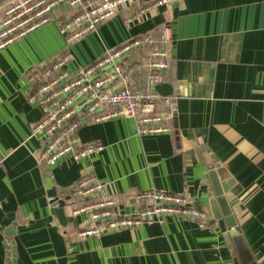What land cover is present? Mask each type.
Listing matches in <instances>:
<instances>
[{
    "label": "crops",
    "instance_id": "crops-1",
    "mask_svg": "<svg viewBox=\"0 0 264 264\" xmlns=\"http://www.w3.org/2000/svg\"><path fill=\"white\" fill-rule=\"evenodd\" d=\"M150 1H135L68 47L58 27L71 12L59 5L49 23L0 50V264H6V239L13 264H240L231 236L212 216L211 169L232 180L225 197L251 256L247 264H264V0H179L132 19ZM162 24L167 30L161 39ZM147 33L167 54L162 83L171 86L177 111L170 117L157 104L155 112L169 131L139 135L125 117L88 121L78 138L101 145L100 152L89 160L66 156L54 166L40 164L43 139L32 135V127L43 111L28 101L29 70L67 48L73 72ZM146 49L132 50L124 64L148 62ZM129 80L132 89L148 91L142 67ZM88 174L105 183L95 200L112 196L123 213L133 212L135 193L182 194L207 213L206 228L167 217L162 224L79 239L88 219L71 213L82 198L63 200L65 225L48 198L50 192L69 195Z\"/></svg>",
    "mask_w": 264,
    "mask_h": 264
},
{
    "label": "built area",
    "instance_id": "built-area-1",
    "mask_svg": "<svg viewBox=\"0 0 264 264\" xmlns=\"http://www.w3.org/2000/svg\"><path fill=\"white\" fill-rule=\"evenodd\" d=\"M137 0H9L0 6V50L28 33L50 22L53 8L66 5L70 16L59 23V33L67 47L95 31ZM179 0H152L138 8L132 19H139L149 10L174 4ZM132 19L127 20L130 23ZM167 26L162 24L160 38H164ZM154 36L144 34L127 40L120 46L107 50L99 59L73 72L67 70L71 53L66 48L55 59L28 72L31 84L28 101L38 104L43 111L34 123L32 135L43 139L37 160L45 166L71 156L76 161L89 160L100 152L96 143L83 144L77 130L88 121L102 122L125 117L135 122L136 133L149 135L169 131L170 126L155 112L157 104H163L170 117L177 107L170 96H162L154 87L162 83V72L167 68V54L152 45ZM138 48L149 50L145 64L125 65L128 54ZM137 67H142L148 77V91L130 87V77ZM105 190V183L93 175L79 180L73 196L92 201L74 207L71 216L84 215L88 222L77 232L79 239L98 238L107 233L136 229L148 222L162 224L167 217H178L195 222L198 228H206L207 213L195 207L184 195L148 190L135 193L133 212L123 213L117 200L105 195L94 200ZM48 198V202H51ZM6 264L14 263L11 242L6 239Z\"/></svg>",
    "mask_w": 264,
    "mask_h": 264
},
{
    "label": "water",
    "instance_id": "water-1",
    "mask_svg": "<svg viewBox=\"0 0 264 264\" xmlns=\"http://www.w3.org/2000/svg\"><path fill=\"white\" fill-rule=\"evenodd\" d=\"M154 89L162 96L172 95V88L167 83L158 84ZM173 120L175 121L176 118L174 117ZM219 172L216 169L208 171L210 184L215 195L210 203L212 216L217 221L220 230L228 231L231 236L240 264H247L251 261V256L244 244L240 229L236 226L235 218L225 197L232 180L223 179ZM49 197L52 199L50 202L52 213L61 225H65L67 218L64 214V201L59 200L54 192H50Z\"/></svg>",
    "mask_w": 264,
    "mask_h": 264
},
{
    "label": "trees",
    "instance_id": "trees-1",
    "mask_svg": "<svg viewBox=\"0 0 264 264\" xmlns=\"http://www.w3.org/2000/svg\"><path fill=\"white\" fill-rule=\"evenodd\" d=\"M153 45V44H152ZM147 50V49H146ZM29 72H30V70H29ZM27 76H28V73H27ZM31 92V91H30ZM29 92V93H30ZM78 183L79 182H77V183H75L74 185H72L70 188H69V195H65V196H58V198L59 199H62V200H64L66 203H68V202H70V201H72L71 199L72 198H77V196H73V192L75 191V189L77 188V186H78ZM62 194V193H61ZM97 198V197H96ZM95 198V199H96ZM94 199V200H95ZM80 201V203L78 204L79 206L80 205H82V204H85V203H88V202H90V201H92L91 199H85V198H82V200H79ZM74 206V205H73ZM77 207V206H76ZM196 207L197 208H200L199 206H197L196 205ZM201 209V208H200Z\"/></svg>",
    "mask_w": 264,
    "mask_h": 264
},
{
    "label": "rangeland",
    "instance_id": "rangeland-1",
    "mask_svg": "<svg viewBox=\"0 0 264 264\" xmlns=\"http://www.w3.org/2000/svg\"><path fill=\"white\" fill-rule=\"evenodd\" d=\"M95 32V31H94ZM91 33V32H90ZM90 33H88V34H90ZM88 34H86V35H88ZM70 51V50H69ZM70 53H71V51H70Z\"/></svg>",
    "mask_w": 264,
    "mask_h": 264
}]
</instances>
